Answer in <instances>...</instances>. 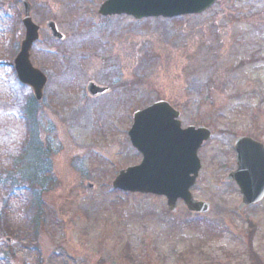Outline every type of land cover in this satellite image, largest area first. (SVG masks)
<instances>
[{
  "label": "rangeland",
  "instance_id": "obj_1",
  "mask_svg": "<svg viewBox=\"0 0 264 264\" xmlns=\"http://www.w3.org/2000/svg\"><path fill=\"white\" fill-rule=\"evenodd\" d=\"M22 1L0 0L3 177L25 138L19 103L33 98L14 70L25 38ZM105 1L30 0L42 36L32 63L48 77L34 142L49 148L53 180L40 197L38 245H8L4 236L0 252L11 260L0 257V264H252L251 242L264 264V201L240 212L242 195L225 180L236 170L238 138L264 143V0H218L201 15L139 22L99 16ZM48 21L64 42L50 39ZM90 82L111 92L92 98ZM159 101L181 112L184 127L213 132L199 151L202 170L192 188L211 204L206 216L190 214L183 202L170 214L165 198L112 188L121 170L141 160L128 137L133 115ZM27 196L0 186V218L14 231L33 217Z\"/></svg>",
  "mask_w": 264,
  "mask_h": 264
},
{
  "label": "water",
  "instance_id": "obj_2",
  "mask_svg": "<svg viewBox=\"0 0 264 264\" xmlns=\"http://www.w3.org/2000/svg\"><path fill=\"white\" fill-rule=\"evenodd\" d=\"M217 0H107L101 7L102 16L127 15L136 20L148 18L173 19L187 15H199L210 9ZM26 29L25 40L15 60L19 81L33 90L34 99L42 101L48 78L31 62L33 45L40 40V27L32 19V6L24 1ZM51 37L63 41L54 22L47 24ZM92 97L104 95L109 88L94 83L88 86ZM180 112L170 104L159 102L137 112L129 133L132 145L143 155L141 165L122 171L113 182V188L126 193L154 194L167 198L171 213L178 210L183 200L191 213L206 215L211 205L193 198L190 192L196 184L201 161L198 151L211 136L207 128L182 130ZM237 170L226 181L235 182L243 195L239 210L260 203L264 199V145L251 138L236 141ZM93 188L92 185L89 186Z\"/></svg>",
  "mask_w": 264,
  "mask_h": 264
},
{
  "label": "trees",
  "instance_id": "obj_3",
  "mask_svg": "<svg viewBox=\"0 0 264 264\" xmlns=\"http://www.w3.org/2000/svg\"><path fill=\"white\" fill-rule=\"evenodd\" d=\"M19 104L21 105L19 106L18 111L26 121V140H24L22 145L19 147V154L17 156H11V166H13L11 171L6 174L4 173L5 177L2 176V172L0 173V186H3L5 191L12 193L26 191L29 200L28 205L26 206V213L30 214L32 211L33 219H30V223L24 227L25 229L19 228L17 231H14V227L11 226L8 221L5 219L3 221L0 218V222L3 221V224L0 228L7 229L6 234H4L3 231L0 232V239H2L4 236H10L19 242L28 241L32 245L33 243L37 244L36 242L39 239V228L35 226V220L38 218L41 212L40 197L43 193V190L44 192L47 190L46 183L48 180L46 176L50 173V169H46L45 162L47 158H45V149L43 150L41 145H38L34 142L35 138H38V105L32 98L27 99L26 97H24ZM31 142L34 144L33 146H31ZM30 146L37 152L35 159L36 163L34 165L35 170L33 172L30 170L31 164L28 159V156L32 154V152H29ZM26 167H30L28 173L25 172ZM249 247L251 250L250 259L252 264H262L261 262L257 261L258 256L252 252V242L249 244ZM0 257L3 259L2 261L8 262L11 260V255L9 256L7 253L0 252ZM12 258H14V256Z\"/></svg>",
  "mask_w": 264,
  "mask_h": 264
},
{
  "label": "flooded vegetation",
  "instance_id": "obj_4",
  "mask_svg": "<svg viewBox=\"0 0 264 264\" xmlns=\"http://www.w3.org/2000/svg\"><path fill=\"white\" fill-rule=\"evenodd\" d=\"M34 11V10H33Z\"/></svg>",
  "mask_w": 264,
  "mask_h": 264
}]
</instances>
